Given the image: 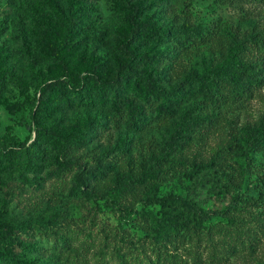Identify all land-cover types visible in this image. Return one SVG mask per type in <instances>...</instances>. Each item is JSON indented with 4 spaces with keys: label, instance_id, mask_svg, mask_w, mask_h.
Masks as SVG:
<instances>
[{
    "label": "rangeland",
    "instance_id": "374dc122",
    "mask_svg": "<svg viewBox=\"0 0 264 264\" xmlns=\"http://www.w3.org/2000/svg\"><path fill=\"white\" fill-rule=\"evenodd\" d=\"M135 12L136 19L152 18L160 31L190 34L179 48L130 39L132 48L172 50L163 68L165 89L228 69L240 52L258 61V82L239 99L224 83L219 102L200 109L210 117L206 125L169 153L163 148L191 101L168 122L151 117L130 132L122 122L110 124L111 110L82 105L74 92L67 101L52 99L50 113L62 124L51 128L64 136L105 119L79 151L90 163L118 142L125 147L74 194L57 191L68 179L43 182L59 160L49 148L38 188L6 182V171L0 173V231L20 239L29 229L32 243L20 258L28 264H264V146L248 149L243 137L248 125L264 121V55L254 46L264 41V0H0V151L33 141L37 105L51 83L79 84L90 74L118 79L134 52L120 50L117 36ZM169 193L188 195L205 209L230 208L204 227L191 223L156 242L151 216L161 208L154 198ZM0 264L10 263L0 258Z\"/></svg>",
    "mask_w": 264,
    "mask_h": 264
},
{
    "label": "trees",
    "instance_id": "16d2710c",
    "mask_svg": "<svg viewBox=\"0 0 264 264\" xmlns=\"http://www.w3.org/2000/svg\"><path fill=\"white\" fill-rule=\"evenodd\" d=\"M135 16L136 12L129 15V27L117 36L118 48L127 53L133 51L134 54L132 63L122 66L116 81H102L101 77L90 74L79 84L73 79L68 82L55 81L48 89L42 91L34 115L37 130L33 141L30 144L0 151V173L6 171V182L21 181L26 186L38 188L40 183L36 177L42 171L41 163L49 148L56 151L59 160L44 174L43 182L68 179L66 183L61 181V188L57 191L60 194L65 191L74 194L101 175L110 164V159L124 149L125 142H118L112 152L90 163L79 151L95 134L102 131L106 124L105 119L96 118L79 124L64 136L51 128L55 124H62L61 118H56L50 113L49 104L52 99L67 101L69 93L74 92L82 105L98 103L111 110L110 124L117 126L122 122L130 132L139 130L151 117L157 118L160 122H168L176 116L178 109L186 101H191L184 117L176 123L175 135L170 137V141L163 148V153H169L182 145L197 126L206 125L210 117L204 115L200 109L219 102L224 83L230 85L231 96L239 99L258 82V61L255 63L245 59L239 51L240 54L235 56L228 69L210 72L199 81L188 78L176 88L165 89L162 87L163 68L171 58L172 50L159 47L132 48L130 39L139 36L148 42L164 40L174 48H179L188 42L190 34L186 32L174 35L170 34L169 30L160 31L152 18L140 20ZM62 24L70 25L67 21H63ZM58 29H61V26ZM254 46L258 53L264 55L263 40H257ZM99 64L103 67V64ZM100 71H103V68ZM243 137L248 149L263 147L264 121L248 125ZM71 176L73 185H70ZM154 201L161 208L159 215L151 216L154 225L153 237L156 242L171 233L190 228L191 223L204 227L208 220L225 215L230 208L228 205L222 209H205L188 195L181 197L173 193L155 196ZM22 231L24 237L20 239L0 231V258L10 264H28V261L20 260L21 252L28 250L32 241L29 229L25 228ZM54 246L62 248L63 245L55 241Z\"/></svg>",
    "mask_w": 264,
    "mask_h": 264
}]
</instances>
